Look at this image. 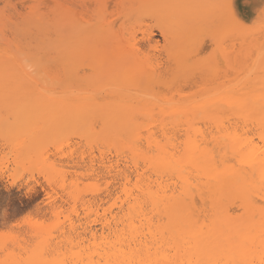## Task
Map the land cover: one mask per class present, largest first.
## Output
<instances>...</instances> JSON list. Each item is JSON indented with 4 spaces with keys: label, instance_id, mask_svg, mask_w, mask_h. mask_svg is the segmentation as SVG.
<instances>
[{
    "label": "rangeland",
    "instance_id": "rangeland-1",
    "mask_svg": "<svg viewBox=\"0 0 264 264\" xmlns=\"http://www.w3.org/2000/svg\"><path fill=\"white\" fill-rule=\"evenodd\" d=\"M216 1L0 0V73L3 74L0 78H4L6 74V77L12 80L7 82L5 78L0 79V84L8 88L6 91L0 90V123L6 122L8 129L5 134L0 132V264H11L10 258L26 257L39 242L55 243L57 240L61 241L62 237L80 239L84 242V247L93 248V244L100 242L101 237L106 235L105 232L102 233L100 222L105 221L113 226V216L118 208L126 207V196L120 191L123 174L127 173L130 180L126 188L128 194H131V201L137 193V188L142 185H150L153 190L158 188L159 180L146 169H139L143 174L136 175L125 148L123 152L116 142H107L97 136L100 130L99 122L91 125L94 129L92 132L95 133L93 136H88L80 130L65 129L53 130L49 135L51 138L44 140V130L40 131L39 127L50 116L51 110L59 111L64 105L72 104L79 107L78 109L83 108L81 115L87 109L107 112L111 108L118 109L124 101L122 97L132 93L130 101L134 99L133 102H137V97L142 94L140 107L150 109V112L156 115L167 105L166 108H172V105L179 103L180 108L191 100L200 101L205 94L207 96L212 93H231L234 90L233 82L238 79L244 80L247 88L251 89L253 86L256 90L263 86L264 90V84L261 83L264 79V68L255 65V62L259 61L260 52L257 54L258 51L253 46L254 42L260 45L264 42V0L222 2L225 9L227 8L230 20L243 25L246 37H250H245L244 41L247 52L245 61L236 63L235 60L233 64L241 63L240 68L238 65H235V68L232 64L237 70L231 68L229 63L227 66L228 52L224 48L230 51H238L241 48L238 41L234 42L237 40L235 35L228 40L221 37L218 42V33L222 31L218 22H200L184 28L183 25L177 27L176 21H170L181 13L183 8L187 7L188 14H202L209 6L216 4ZM214 11L218 14L216 8ZM161 18L165 19V22ZM162 31L167 32L169 38L163 36ZM108 32H113L110 35L112 38L108 36L104 43L116 41L113 35H117V42L121 47H128L123 48V53L135 57L142 67L146 65L149 68L153 77L149 83H146L144 74L135 86L127 82L112 81L110 75L98 74L100 69L94 65V51L91 52L90 40L99 35L105 38L109 35ZM178 39L182 40L181 46L177 43ZM231 44L235 47L230 48ZM63 47L67 48V56L71 58V69L68 72H63L62 65L59 64L63 58L55 57ZM2 49H6L4 53ZM262 49L263 54H259L261 61L264 60V47ZM79 50L84 51L86 55L81 58L78 66L74 65L77 68L73 70L72 56ZM196 65L198 69L194 68ZM55 66L57 70H54ZM127 66H120V69ZM208 67L209 75H203L202 71ZM249 68L254 69L252 71L255 73H250ZM244 71L247 73L244 74ZM53 75L61 77L54 80L51 79ZM254 77L256 79H253ZM1 80H4L3 83ZM22 83L25 87H30L31 91L22 93L15 90L14 87ZM147 84L151 87L148 88ZM118 86L122 89L124 86V92L129 86L126 93H131H122ZM41 87L42 89H39ZM43 89L46 92L42 91ZM67 89L70 90L68 93ZM73 90L74 94H71ZM63 93L66 99L67 95L71 94L74 96L72 100L77 101L63 99ZM87 95L89 96L82 101L75 97ZM149 95L154 96V105L149 103ZM105 97L108 99L105 100ZM130 107L132 110H139L137 106ZM154 115L152 120L144 124L142 131L150 134L151 138L160 144L177 142L176 137L182 133L179 126L171 124L168 118L162 123L159 114ZM229 121L228 119V123ZM206 123L198 121L201 132L205 131L204 135L211 130ZM230 124L236 132L239 129L238 133L243 132V136L261 145L257 129L253 125L248 124L247 127L240 121L235 123L233 119ZM171 129L177 136L172 131L169 133ZM167 136H171L172 140ZM16 140L24 141L21 143L24 146H15ZM141 143L142 152L151 155L153 151H146L144 140ZM138 164L142 166L141 161H138ZM77 249L73 248L72 251ZM65 250L68 251L63 248L54 252L49 259L66 258Z\"/></svg>",
    "mask_w": 264,
    "mask_h": 264
},
{
    "label": "bare ground",
    "instance_id": "bare-ground-1",
    "mask_svg": "<svg viewBox=\"0 0 264 264\" xmlns=\"http://www.w3.org/2000/svg\"><path fill=\"white\" fill-rule=\"evenodd\" d=\"M125 1L130 2V0ZM139 1L142 0H137V2ZM222 2L223 0H217L216 4L209 6L207 11L202 14H188L187 7L183 8V11L178 14L176 13L177 16L171 18L170 21H176L177 27L183 25L184 28L187 25L191 27L193 24H200V22H214L215 24L218 22V25L222 27V31L218 33V42L221 37H226L228 40L235 35L237 40H234V42L238 41V45L241 48L238 51H230V49L227 50V48H224L228 52L227 66L230 64V67L234 68L235 65H238L233 64L235 60L236 63L238 61L241 63L245 61V56L247 55L244 48L246 32L243 25L230 20L227 8L225 9ZM215 8L218 14L214 11ZM160 16L162 17V15ZM162 20L165 22V19ZM112 33L110 32L109 35H105V38L100 35L93 36L90 40L91 52L94 51L92 55L94 65L96 67L99 66L100 69L98 74L102 76L110 75L112 81H118L120 83L127 82L131 86L137 85L141 80V75L144 74L146 83H149L153 78L149 68L146 65L142 67L137 63L135 57L123 53V50L127 46L121 47V44L117 42V35H113L116 41L113 40L112 42L104 43V39L106 40L108 36L111 37L110 35ZM162 35L168 37L167 32L162 31ZM252 35L254 34L252 33ZM246 38L250 39V37ZM177 43L181 46L182 40L178 39ZM254 43L253 46L258 51L257 54L259 52L261 54L263 52L264 42L262 45L258 42ZM15 44L17 43L15 42ZM215 45L217 44L215 43ZM129 46L132 48L131 44ZM229 47H235V45L231 44ZM259 54V61H257L258 56L256 55L257 62L255 60L254 62L258 68L263 69L264 60H260L262 57L260 58ZM84 55H86L84 51H77L74 57L72 56L73 66H78ZM55 57L63 58L60 60L61 63H59L62 65L63 72L65 70L68 72L71 69V66H69L71 58L67 56V48H61L60 53L55 55ZM240 64L238 65L239 68ZM123 65L128 66L125 69H120V66ZM77 66L72 67L73 70ZM47 68L48 70L50 69L49 66ZM194 68L198 69L199 67L196 65ZM235 68L234 70H237ZM209 69L210 67L206 70H201L204 72L202 74L209 75ZM261 69L259 70L261 71ZM34 70L36 71L38 69ZM54 70H57V68ZM248 70L252 73L254 69L251 70L249 68ZM240 73L242 74V72ZM2 75L0 73V76ZM53 76L51 79L53 78L54 80L61 77L60 75L58 77L54 76L55 78ZM2 77L0 79L5 78L7 82L12 81L6 77V74L4 78ZM253 79H256V77ZM3 81L1 80V83ZM261 83L264 84V79ZM23 84L14 87L15 90H19L22 93L31 91L30 87H25ZM143 84L146 86L145 82ZM233 85L237 88L232 87L234 90L231 93H212L207 96L205 94L204 98L200 101L191 100L184 107L181 106L179 108V103H176L174 105L170 104L172 108H166L167 105L159 111L158 114L161 117L162 123L164 121L166 122V118H168L171 124L179 126L182 131L177 136L175 134L176 132H173V129L170 130V134L173 132L177 136H175L177 142L173 139L175 143L169 141L168 143L160 144L158 141L153 140L150 134L142 131L144 124L152 120V116L154 115L150 112V109L140 107L142 106L140 105L143 99L142 94L137 97V102H133L134 99L130 101L129 97L132 93L129 91L131 95L122 97L124 101H122V105L118 109L111 108L107 112H103L100 109H87L81 115L83 108L78 109L79 107L72 104L64 105L61 110H57L58 112H52L51 110L50 116L45 119L42 126H38L40 131L44 130V140L49 137L53 130L64 131L65 129L80 130L88 136H93L95 133L92 132L94 129L91 125L94 122H99L100 130L97 136L107 142H116L119 149L123 150L125 148L127 157L129 156L130 162L134 166L133 171L136 175L143 174L138 171L139 169L142 171L146 169L156 176L157 181L159 180L157 184L158 188L153 190L150 185H145V187L143 185L142 187L138 186L137 193L132 197L131 201V194H128L126 188L130 180L126 175L127 173L125 171L127 170L125 169L124 172L126 174H123L122 178L120 177L123 180L120 183V191L126 196V207L118 208V211L113 216V226L105 221L100 222L102 233L104 234L105 232L106 235L104 234L105 236L103 235L101 237L100 242H95L93 248L84 247V242L80 239L72 240L62 237L60 239L61 241L57 240L55 243L44 244L39 242L26 257L19 259L10 258L9 263L264 264V90L262 88L263 86L256 90V87L251 86V89L254 88L252 91L249 87V89L247 88L244 80L241 79L234 81ZM128 87L127 90H129ZM147 87L149 88L151 86L147 84ZM0 88V90L4 91L8 89L3 87L2 84H0ZM39 89H42V87ZM119 89L122 88L120 87ZM246 89L251 91H246ZM127 90L125 88V92L123 91L122 93H126ZM42 91L46 92L45 89ZM68 91L70 90L67 89V93ZM144 91L146 90L144 89ZM70 93L74 94V90ZM71 94H69L70 96L66 94V99L63 93V99H71V102L77 101L72 100L74 96ZM110 94L113 93L110 92ZM89 95L75 97L82 101ZM153 97H150L151 100L149 103L151 105L154 101L152 99ZM108 98L105 97V100ZM165 103L167 102L165 101ZM131 105L137 106L139 110H132ZM64 114H67V116ZM158 114L156 115L158 116ZM41 117L42 115L40 119ZM200 119L208 123L209 126L207 127L209 130L211 128L208 132L210 133L209 137L208 133L204 135L203 133L205 131L202 133L200 130L198 121L204 124L206 123ZM228 119L230 120L229 123ZM231 119L235 120V123L236 121H240L247 127L248 124L253 125L257 129L261 145H258L251 138L243 136V132L242 134L238 133L239 129L236 132L230 126L234 123L230 124ZM162 123H160V126L165 131ZM6 125V122L0 123V132L2 134L8 131ZM229 128L232 129L229 130ZM167 138L171 139V136H167ZM142 140H144L146 151H153L151 155L142 152ZM21 143H24V141L16 140L15 146H24ZM138 161L142 162L141 167ZM92 238L94 240L96 239V237ZM59 242H62V244H59ZM62 247L68 250H65L67 252L65 255L66 258L50 260L49 256L54 252L61 251L63 249ZM73 248L78 249L72 251Z\"/></svg>",
    "mask_w": 264,
    "mask_h": 264
}]
</instances>
